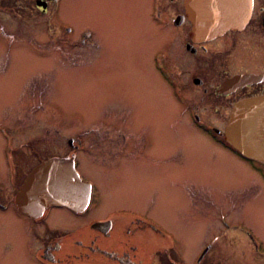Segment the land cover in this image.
Segmentation results:
<instances>
[{
    "label": "rangeland",
    "instance_id": "rangeland-1",
    "mask_svg": "<svg viewBox=\"0 0 264 264\" xmlns=\"http://www.w3.org/2000/svg\"><path fill=\"white\" fill-rule=\"evenodd\" d=\"M17 2L23 8L16 9L15 0H3L0 6V119L8 117L6 124L13 127L17 142L36 147L41 143L45 148L52 141L60 156L68 149L64 140L76 133L90 139L93 149L101 148L98 143L102 141L95 139L100 128L101 133H107L103 136L107 143L112 134L113 138L115 133L128 136V129L143 134L139 137L147 139L149 146L138 154L157 162L165 156L157 168L149 164V170L143 171L133 164H121L103 169L83 164L80 170L95 182L109 211L146 210L183 246L185 243L182 253L190 255L196 247L190 236L200 241L208 232L196 214L201 208H194L189 200L181 201V183L194 186L193 196L198 199L218 197L231 206L228 203L238 201L231 189L245 187L249 179L252 184L259 180L257 173L249 174L245 164H237L221 151L214 153L215 146L192 137L194 131L177 120V104L153 68L152 56L165 43L150 32L151 0H61L51 22L93 33L97 48L92 40L82 47L68 45L63 32L56 25L50 26L49 14L42 16L32 8L33 0ZM165 14L169 18V13ZM73 36L70 43H77L80 36ZM46 103H52L53 114ZM30 137L39 142L30 141ZM3 152L5 148L0 155ZM176 154L181 165L174 158ZM30 159L26 158V164ZM159 171H180V175L164 183ZM247 191L246 196L252 198L245 199L242 208L233 210L231 206L232 211L227 212L239 229L252 231L264 243V189L257 199L252 190ZM14 192L5 188L2 193L13 197ZM54 215L66 216L61 211ZM0 219L12 224L6 229L7 225L0 223V264H38L24 246L16 250L13 241V251L3 250L11 239L10 230L25 224L13 212L1 214ZM65 223L67 229L76 228V220ZM39 236H27L29 246L42 245L44 237ZM175 252H167L165 261L174 258ZM256 259L251 253H230L229 257V261L246 264Z\"/></svg>",
    "mask_w": 264,
    "mask_h": 264
},
{
    "label": "flooded vegetation",
    "instance_id": "flooded-vegetation-1",
    "mask_svg": "<svg viewBox=\"0 0 264 264\" xmlns=\"http://www.w3.org/2000/svg\"><path fill=\"white\" fill-rule=\"evenodd\" d=\"M17 1L15 0L14 7L23 8ZM2 2L0 0V6ZM60 3L61 0H33L32 8L42 16L49 14L50 26L56 25L63 32L64 42L66 40L68 45L82 47L92 40L94 48H97L99 45L95 42L93 33L51 22ZM150 9L153 20L150 32L155 33L158 41L165 43L152 56L153 68L160 74L167 85L169 96L177 104V120L194 131L192 137L215 146L214 153L221 151L236 160L237 164H245L249 174L257 173V183L252 184L249 179L245 187L231 189L236 192L238 201L228 204L233 210H238L242 208L245 199L252 198L246 196L247 189L254 192V199L264 189V165L247 159L225 140V129L233 107L242 101L264 95V0H252L250 17L242 29L228 31L205 41L190 38L191 24L185 18L184 0H151ZM165 13H169V18L166 19ZM74 32L80 39L77 43H70V36H77ZM235 77H242L243 83L237 86L230 84ZM45 106L53 114L52 103H46ZM7 118L5 116L0 119V143L4 142L3 145L0 144V152L5 148V152L0 155V187L2 192L5 188L14 189L15 192L13 197L0 192V215L13 212L25 226L10 230L11 239L3 250L13 251V241L16 250L18 246H24L38 264H246L236 260L229 261L230 253L256 254L257 259L248 264H264V243L261 238L252 231L239 229L227 212L232 211V207L218 197L198 199L193 196L196 192L194 186L187 187L181 183V201L189 200L194 208H201V212L196 214L203 221L208 235L197 237L200 241L195 236H190L191 244H196L190 255L182 253L185 252V243L183 246L172 232L146 210L109 211L103 206L102 196L95 182L82 174L80 166L86 164L114 169L121 164H133L136 168L147 171L150 164L157 168V164H161L165 156H160L161 159L157 162L148 155L138 154L149 146L147 139L139 137L143 134H133L128 129V136L115 133L117 137L113 138L112 134L107 143L103 140L107 133H101V128L97 127L96 129H100L95 134V139L102 141L98 143L101 148L93 149L90 139L76 133L64 140L68 149L60 156V149L55 150L52 141L46 143L45 148L41 143L36 147L35 144L23 145L17 142V136L12 132L13 127L6 124ZM112 124L116 125L117 122ZM37 139L30 137V141L39 142ZM107 145L109 148H105ZM28 157L32 159L26 164ZM212 157L216 158L215 154ZM174 158L181 165L178 154ZM53 159L66 161L74 169L79 179L77 184L88 191L86 205L77 207L76 211L67 207H51L38 217L20 213L16 206L18 190L32 170ZM177 175H180V171H159V177L164 183L167 178ZM211 207L214 208L213 212L210 211ZM57 211L64 212L67 217L54 215ZM100 213L101 215H96ZM75 220V229L64 227L66 221ZM0 223H5L6 229L12 227L10 220L0 219ZM29 235L44 237V243L29 246L30 240H26ZM16 238L19 239L18 242ZM191 244L189 246L192 247ZM171 251H176V254L166 262L165 254ZM212 254H216V257ZM183 257L187 261H183Z\"/></svg>",
    "mask_w": 264,
    "mask_h": 264
},
{
    "label": "water",
    "instance_id": "water-1",
    "mask_svg": "<svg viewBox=\"0 0 264 264\" xmlns=\"http://www.w3.org/2000/svg\"><path fill=\"white\" fill-rule=\"evenodd\" d=\"M184 9L191 24L190 38L205 41L242 29L250 17L252 0H184ZM242 80L235 77L230 84L241 85ZM225 140L247 159L264 165V95L233 107ZM78 182L66 161L53 159L42 163L28 174L18 190L17 209L31 217H38L51 207L76 211L86 205L88 198L87 189Z\"/></svg>",
    "mask_w": 264,
    "mask_h": 264
}]
</instances>
